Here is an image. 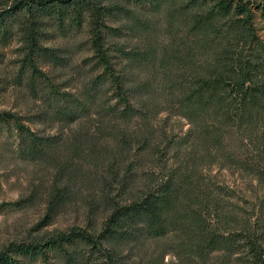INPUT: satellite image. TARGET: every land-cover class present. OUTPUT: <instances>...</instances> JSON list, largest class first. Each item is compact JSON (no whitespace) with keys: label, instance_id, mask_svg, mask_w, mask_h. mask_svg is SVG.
I'll list each match as a JSON object with an SVG mask.
<instances>
[{"label":"trees","instance_id":"trees-1","mask_svg":"<svg viewBox=\"0 0 264 264\" xmlns=\"http://www.w3.org/2000/svg\"><path fill=\"white\" fill-rule=\"evenodd\" d=\"M132 4L146 12L166 4V27L172 26L176 13L182 23V35L175 38L180 43L158 56L162 66L172 59L177 66L160 78V89L136 73L139 60L157 57L151 46L127 48L113 40L125 33L141 34L137 29L147 26V21L134 16ZM253 13L244 0H34L33 4L16 0L0 8V35L4 38L11 32L10 24L15 27L25 49L22 66L29 68L31 82L39 69L36 56H47L48 61L58 56L40 40L41 26L48 24L42 18L47 16L57 30L81 28L82 42L89 49L83 64L89 66L90 76L75 94L45 78L49 88L44 100L50 117L58 121L93 117L97 130L107 131L108 170L117 183L113 195L107 187L100 190L106 205L101 217H95L97 207L88 199L82 222L8 240L0 247V264L46 263L49 256L61 264H126L129 252L142 239H157L178 229L192 234L196 258L214 251L232 253L242 245L236 244L240 237L260 257L259 245L249 238V219H236L233 205L211 196L217 183L204 177L197 162L201 149L219 142L222 126L251 130L258 121L264 123V38L254 29ZM173 70L180 73L174 75ZM166 103L177 107L192 125L178 132L166 117H157ZM208 117L216 125L205 132ZM0 122L12 126L22 157L54 158L59 171H64L58 133H39L9 111L0 112ZM69 146L66 153L77 148L76 143ZM57 183L46 193L38 228L50 224L69 203L68 187ZM211 211L227 225L206 226ZM232 221L240 222V228L228 225ZM172 242L177 246L175 238ZM154 259L140 255L134 264H153Z\"/></svg>","mask_w":264,"mask_h":264},{"label":"rangeland","instance_id":"rangeland-1","mask_svg":"<svg viewBox=\"0 0 264 264\" xmlns=\"http://www.w3.org/2000/svg\"><path fill=\"white\" fill-rule=\"evenodd\" d=\"M15 1L0 0V8ZM27 1L34 3V0ZM244 1H249L253 9L252 19L256 33L264 38V0ZM164 7L146 12L143 7L132 4L134 16L147 21V26L137 29L141 34L125 33L123 36L113 37V40L123 42L127 48L151 46L157 57L150 55L149 59L139 60L136 73L149 78L158 89L160 78L170 72V68L177 67L174 59L168 65L158 63L160 51L176 47L180 40L175 38L183 32L177 13L173 16L172 26L166 27ZM42 19L48 24L41 26L43 33L40 40L58 56L50 61L47 56H36L39 69L32 74L33 82L30 81L29 68L22 66L25 49L15 34V27L10 24L11 32L4 38L0 35V112L9 111L18 115L23 123L39 133H58L62 144L60 157L65 169L60 172L54 158L22 157L17 151L12 126L0 122V247L11 239L45 234L69 223L82 222L88 199L97 207L95 217H101L106 205L99 197L100 190L107 187L111 190V195L116 193L117 183L108 170L110 162L107 131L99 132L93 117L81 120L64 118L58 121L57 118L50 117L44 100L49 88V82L45 78H50L61 90L75 94L81 82L90 76L89 66L83 64L89 49L82 42L81 28L57 30L47 16ZM248 48L247 43L246 50ZM172 73L176 75L180 72L173 70ZM185 77H188L187 73ZM166 93L169 94L167 88ZM159 97L163 98V95L160 93ZM160 109L157 117H166L167 124L174 130L181 132L192 125V122L178 113V108L174 105L162 104ZM215 125L216 122L208 117L204 131H210ZM220 130L223 135L218 139L219 142L211 141L207 149H201L197 162L200 163L204 177L216 181V186H219H215L211 196L233 205L238 211L236 219H249V238L259 245L260 257L252 254L250 243H243L240 237L236 244L242 245L235 247L232 253L214 251L204 258H196L191 244L192 234L178 229L179 231H174L175 234L167 231L157 239H142L129 252L126 264H134L140 255L145 256V259L155 258L153 264H264V123L258 121L251 130H238L235 125H224ZM71 143H76L77 148L66 153L65 148L69 149ZM56 182L68 187L69 203L61 207L50 224L38 228L42 221L46 193ZM21 197L29 199L16 204L15 201ZM210 214L204 222L206 226L214 223L213 228H223L227 225L220 217L213 215L212 211ZM239 223L232 221L228 225L239 229ZM178 236L179 239L176 240ZM174 238L177 246L171 245ZM28 264L61 263L58 258L49 256L46 263L32 260Z\"/></svg>","mask_w":264,"mask_h":264}]
</instances>
